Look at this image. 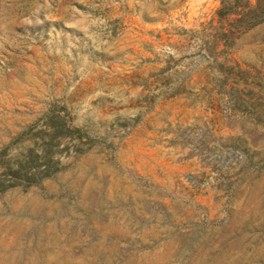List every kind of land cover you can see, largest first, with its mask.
<instances>
[{"label": "rangeland", "instance_id": "1", "mask_svg": "<svg viewBox=\"0 0 264 264\" xmlns=\"http://www.w3.org/2000/svg\"><path fill=\"white\" fill-rule=\"evenodd\" d=\"M0 264H264V0H0Z\"/></svg>", "mask_w": 264, "mask_h": 264}, {"label": "trees", "instance_id": "2", "mask_svg": "<svg viewBox=\"0 0 264 264\" xmlns=\"http://www.w3.org/2000/svg\"><path fill=\"white\" fill-rule=\"evenodd\" d=\"M49 173H50V171L47 170V171H45V174H44V175H47V174H49ZM44 175H43V176H44ZM37 180H38V179H37Z\"/></svg>", "mask_w": 264, "mask_h": 264}]
</instances>
